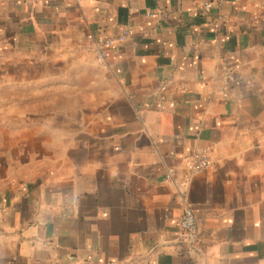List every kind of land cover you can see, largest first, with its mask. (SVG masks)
I'll return each instance as SVG.
<instances>
[{"label":"crops","instance_id":"1","mask_svg":"<svg viewBox=\"0 0 264 264\" xmlns=\"http://www.w3.org/2000/svg\"><path fill=\"white\" fill-rule=\"evenodd\" d=\"M1 56L104 97L5 115L0 264H264V0H0Z\"/></svg>","mask_w":264,"mask_h":264},{"label":"rangeland","instance_id":"2","mask_svg":"<svg viewBox=\"0 0 264 264\" xmlns=\"http://www.w3.org/2000/svg\"><path fill=\"white\" fill-rule=\"evenodd\" d=\"M79 49L81 52L92 50L100 59L99 52L93 44L90 48L81 46ZM0 71H3V75H0V148L6 146L7 143L12 145L17 140H20H13L12 136L8 139L6 138L5 124L2 122L5 121V115L17 117L16 121L20 125L21 122L19 121L22 112L31 106L38 107L41 103H47L46 108H50L49 105H53L54 102H60L61 109L63 110V103L69 105L70 101H72L78 107L79 119H81V113L83 114V118H87L86 115H89L90 111L95 109V103L101 102L104 97L99 84H92L87 79H83L81 82L76 83V85H72V88L75 90L70 88L68 82L63 77L65 85L59 88L43 87L41 85L44 83L52 84L60 80L59 78L55 79L53 76L46 77V81L39 78H30L33 69L27 63L22 62L21 59L9 61L4 56H1ZM27 71H29L28 74H26ZM65 75H68V72H65ZM6 105H8V108H6ZM34 110H37V108ZM15 132L17 133L18 130H15Z\"/></svg>","mask_w":264,"mask_h":264},{"label":"built area","instance_id":"3","mask_svg":"<svg viewBox=\"0 0 264 264\" xmlns=\"http://www.w3.org/2000/svg\"><path fill=\"white\" fill-rule=\"evenodd\" d=\"M212 6L210 1H202L200 7L203 10H207ZM131 30L129 27L122 28L117 34L112 35L104 39L100 44H95V48L99 52L101 60L105 61V50L115 46L119 43H123L129 36ZM209 149H197L192 156L188 167L190 175L204 171L212 166ZM187 192L185 189L180 191L181 202L183 203V215L180 219V239L181 242L187 246V253L191 255L195 249V246L199 242V232L196 215L192 207L186 200Z\"/></svg>","mask_w":264,"mask_h":264}]
</instances>
